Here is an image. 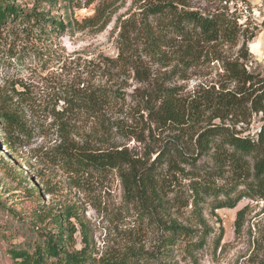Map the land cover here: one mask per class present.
I'll list each match as a JSON object with an SVG mask.
<instances>
[{
  "label": "rangeland",
  "instance_id": "374dc122",
  "mask_svg": "<svg viewBox=\"0 0 264 264\" xmlns=\"http://www.w3.org/2000/svg\"><path fill=\"white\" fill-rule=\"evenodd\" d=\"M150 1L158 0H15L25 18L0 24V264H28L11 255L13 246L34 245L39 232L59 226L70 250H86V264H264V198L244 196L233 208H215L213 195L197 199L191 175L213 166L207 156L184 173L164 161L157 210L128 190L118 168L69 156L127 150L149 166L174 141L189 151L191 134L210 122L258 137L262 112L217 117V99L237 87L229 61L264 76V0H169L179 10L239 16L237 39L202 45L180 35L171 14L148 15ZM167 90L187 107L200 104L183 127L150 116L147 105L158 107ZM95 91L108 94L98 110L83 103ZM5 113L25 129L7 127ZM212 180L232 197L245 186L229 172ZM160 218L192 235L165 243Z\"/></svg>",
  "mask_w": 264,
  "mask_h": 264
},
{
  "label": "trees",
  "instance_id": "16d2710c",
  "mask_svg": "<svg viewBox=\"0 0 264 264\" xmlns=\"http://www.w3.org/2000/svg\"><path fill=\"white\" fill-rule=\"evenodd\" d=\"M21 9L19 5L15 4V0H0V24L15 18L18 20L25 18ZM144 11L148 15L171 14L175 30L184 37L188 36L191 43L195 45L237 39L241 29L237 15L225 11L205 13L198 10H179L177 5L169 0L150 1L145 4ZM42 19L48 20L45 17ZM56 23L59 26L63 25L62 22ZM226 70L231 79L236 82L237 87L234 91H221L217 99L219 102L217 109L220 111L217 117L224 118L230 114L246 115L248 110L262 112L263 124L258 137L243 135L229 125L210 122L209 125L195 130L191 134V149L188 148L189 151L181 147L178 140V142L174 141L170 147L162 150L156 161L149 166L140 162L138 158H132L127 150H115L101 154L71 152L69 156L78 165L100 169L118 168L128 190L130 192L137 191L141 196L145 195V198L153 203L152 208L156 210L159 204L157 206V200H154V197L158 196L160 166L162 167L164 161L168 163V169L173 173H184L185 164H189L197 170V162L201 156L211 159L213 166H207L204 173L193 172L191 175L193 178L192 187L197 199H200L201 196L213 195L216 199L215 208H233L244 196L264 198V76L249 72L244 63L239 60L229 61ZM107 95L104 91L91 92L87 98L83 96V103L98 110V107L108 99ZM177 97L174 92L167 90L160 96L161 104L158 107L147 105L150 116L160 126L170 124L183 127L185 123H188L187 118H192L200 106V104L192 102L187 107ZM248 104L251 105L249 108ZM4 116L3 123H6L7 127L17 124L20 129H25V122L20 121L14 114L5 113ZM225 172H229L233 176L236 185H245L243 190L238 191L233 197L229 195L231 191L222 186H216L212 180ZM223 193L227 194L226 198H219ZM200 200L202 201V198ZM164 210L162 206L160 212ZM244 219L245 209H240L235 221L236 231L242 228ZM160 221L164 224L167 234L164 237L165 243H173L176 238L192 235L191 228L180 225L176 221L167 223V220L162 218ZM63 229H65L63 226H59L57 232H39V240L36 239L34 245L29 242V246L26 245V247L13 246L15 248H12L10 253L14 257L23 258L28 264H86L88 261L86 250H70L65 242L68 237L62 232ZM222 237L223 230L216 238L217 243L221 241ZM48 258L55 260L49 262ZM106 264H138V261L132 262L125 258H115L107 260Z\"/></svg>",
  "mask_w": 264,
  "mask_h": 264
}]
</instances>
